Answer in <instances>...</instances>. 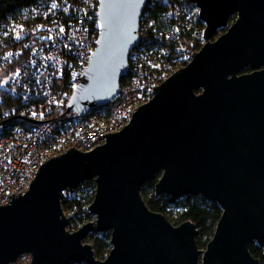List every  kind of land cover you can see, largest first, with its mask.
I'll list each match as a JSON object with an SVG mask.
<instances>
[{
  "label": "water",
  "instance_id": "obj_1",
  "mask_svg": "<svg viewBox=\"0 0 264 264\" xmlns=\"http://www.w3.org/2000/svg\"><path fill=\"white\" fill-rule=\"evenodd\" d=\"M192 2L205 45L121 132L90 152L70 148L45 162L26 194L0 206V264L24 255L29 264H261L250 246L264 249V0ZM146 6L100 0L98 44L67 111L115 100ZM157 175L156 196L203 197L221 207L205 249L195 223L175 226L144 201L142 188ZM89 180L95 221L70 232L73 215L62 201ZM93 231L111 235L105 260L85 243Z\"/></svg>",
  "mask_w": 264,
  "mask_h": 264
},
{
  "label": "built area",
  "instance_id": "obj_2",
  "mask_svg": "<svg viewBox=\"0 0 264 264\" xmlns=\"http://www.w3.org/2000/svg\"><path fill=\"white\" fill-rule=\"evenodd\" d=\"M157 5L167 9L163 26L152 20ZM99 7L100 0H41L0 23V87L7 94L0 98V105L7 103L0 119V206L26 194L45 162L70 148L90 152L106 143V134L121 132L154 99V88L205 45L201 10L192 0H147L140 41L115 100L67 111L98 44Z\"/></svg>",
  "mask_w": 264,
  "mask_h": 264
},
{
  "label": "trees",
  "instance_id": "obj_3",
  "mask_svg": "<svg viewBox=\"0 0 264 264\" xmlns=\"http://www.w3.org/2000/svg\"><path fill=\"white\" fill-rule=\"evenodd\" d=\"M41 0H0V23L12 19H18L22 15V12L34 5H37ZM166 7L163 5H157L152 8L151 16L152 20L159 26H163L162 16L166 11ZM201 27L205 28L202 23ZM250 72L246 70L245 73ZM125 80V76L122 78V82ZM6 98L7 94L4 89L0 87V98ZM6 105H0V119L2 112ZM159 175L150 180L143 188L142 194L144 201L150 208V210L158 213H162L164 216L170 211L171 214H175L176 217L166 218L175 226L186 222H193L197 225L198 236L197 243L200 249H205L207 244L213 238L217 224L223 214L221 207L213 202L202 199L198 202L197 197L186 196L181 198H175L169 195L156 196L155 186L159 181ZM96 193V185L93 180L83 182L75 190L73 196L69 199H65L62 203L64 210L68 212H74L73 219L70 225L71 229H78L89 221H92L93 217L89 213V206L93 202ZM96 235L94 243V251L96 258L99 260H105L109 255L111 245L110 233H94ZM250 252L254 258L260 260L264 264V250L258 247L255 243L251 244ZM85 264V263H77Z\"/></svg>",
  "mask_w": 264,
  "mask_h": 264
},
{
  "label": "rangeland",
  "instance_id": "obj_4",
  "mask_svg": "<svg viewBox=\"0 0 264 264\" xmlns=\"http://www.w3.org/2000/svg\"><path fill=\"white\" fill-rule=\"evenodd\" d=\"M232 20H233V19H232ZM221 33H223V31H220L218 35H221ZM218 35H217V36H218ZM202 47H203V46H202ZM142 197H143V199H144L143 194H142ZM202 199H204V198H203V197H197L196 200H197L198 202H201ZM205 200H206V199H205ZM206 201H207V200H206ZM166 216H167V217H170V218H174V217H176V215H175V214H171L170 211L167 212V215H166ZM92 221H95V218H93ZM79 228H80V227H79ZM79 228H78V229H79ZM78 229H71L70 227L68 228V230H69L70 232H75V231H77ZM94 233H96V231H93L92 233H90V235H89V236L87 237V239L85 240V243L94 246L95 239H96V235H94ZM30 261H31V256H30V255H24V256H22V257L18 260V262H17L16 264H29Z\"/></svg>",
  "mask_w": 264,
  "mask_h": 264
},
{
  "label": "flooded vegetation",
  "instance_id": "obj_5",
  "mask_svg": "<svg viewBox=\"0 0 264 264\" xmlns=\"http://www.w3.org/2000/svg\"><path fill=\"white\" fill-rule=\"evenodd\" d=\"M253 243H255V242H253ZM253 243H252V244H253ZM255 244H256V243H255ZM256 245H257V244H256ZM257 246H258V245H257ZM258 247H259V246H258ZM261 249H263V248H261ZM263 250H264V249H263ZM256 259H257V258H256ZM260 263H261V262H260ZM261 264H262V263H261Z\"/></svg>",
  "mask_w": 264,
  "mask_h": 264
},
{
  "label": "snow or ice",
  "instance_id": "obj_6",
  "mask_svg": "<svg viewBox=\"0 0 264 264\" xmlns=\"http://www.w3.org/2000/svg\"><path fill=\"white\" fill-rule=\"evenodd\" d=\"M55 6V5H54Z\"/></svg>",
  "mask_w": 264,
  "mask_h": 264
}]
</instances>
